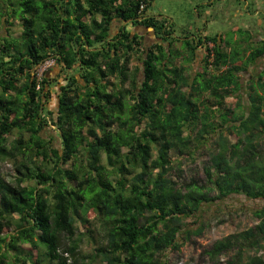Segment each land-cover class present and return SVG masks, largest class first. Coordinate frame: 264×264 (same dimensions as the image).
<instances>
[{
    "label": "trees",
    "instance_id": "16d2710c",
    "mask_svg": "<svg viewBox=\"0 0 264 264\" xmlns=\"http://www.w3.org/2000/svg\"><path fill=\"white\" fill-rule=\"evenodd\" d=\"M152 1L0 0V163L15 170L9 181L0 168V264H70L78 224L92 261L168 264L165 254L179 250V236L192 233L186 221L204 206L233 195L264 199V71L246 83V105L226 102L264 48L246 58L231 34L223 47L207 38L214 47L206 51L204 35L177 37L167 18L148 16ZM115 22L122 26L113 34ZM129 26L151 30L158 42L147 46ZM200 51L202 71L191 77L184 64ZM134 57L140 66L131 70ZM47 61L60 69L57 78L36 73ZM50 126L55 138L47 137ZM203 147L206 184L179 186L174 156ZM254 215L256 226L205 252L213 264L227 252L235 253L227 264H243L262 247L264 206ZM63 237L73 245L63 249Z\"/></svg>",
    "mask_w": 264,
    "mask_h": 264
},
{
    "label": "rangeland",
    "instance_id": "374dc122",
    "mask_svg": "<svg viewBox=\"0 0 264 264\" xmlns=\"http://www.w3.org/2000/svg\"><path fill=\"white\" fill-rule=\"evenodd\" d=\"M255 1L220 0L216 1L213 7H209V0H154L148 9V16L167 18L173 25L177 37L191 36L196 38L202 34L214 35L217 33L227 36L232 33L231 30L233 28L241 26L240 23L244 22L243 18L246 19V16L240 14L242 9L249 7L252 13L255 11L254 9L252 10L254 6L252 4ZM255 8L264 12V0H257ZM261 19L264 21V16L260 15L258 19L254 17L251 21L254 23L256 20L262 22ZM229 20L230 22H228ZM119 28L120 23L115 22L112 33L116 34ZM257 29L264 31V22ZM11 30L14 36H18L22 31L18 22L14 23ZM2 34H7V31L4 30ZM144 35H146L144 42L147 46L158 42L154 38L153 33H145ZM175 47L179 49L181 44L176 43ZM203 57L204 54L200 51L191 64H184L188 69V75L193 77L196 72L202 71ZM175 64L177 66L183 64V58L177 59ZM263 65V61L258 60L246 72L242 73L241 82L243 87L236 96L229 97L226 100L228 106L235 108L240 102L246 105L245 85L249 79L257 76V72L263 68ZM137 66H140L139 61L134 57L130 64V69L135 70ZM35 71L40 78L46 75L47 78L54 79L60 74V69L52 61L45 62L43 65L37 67ZM59 83L61 85L64 84L61 79H59ZM58 89V86L53 88L54 94L48 104V108L54 112L58 110ZM56 136L55 128L50 126L47 130V137L55 138ZM18 137L19 134L14 133L10 137V141H14ZM230 140L236 142L237 137L232 135L230 136ZM261 142L264 146V138ZM55 145L59 147L60 143L58 140L55 142ZM207 150V147L200 148L198 151H194L190 158L178 154L174 156V159H176L174 161L175 169L171 172V176L178 182L179 186L183 187L191 181H196L199 185L206 184L205 170L211 164L210 155ZM0 168L7 180L12 181L15 178L14 166L10 161L1 162ZM215 194V192L210 193L211 196ZM263 206L264 199H248L243 195H233L225 201L204 206L196 217H192L186 221L187 229L192 232L189 237L186 234L180 235L179 250L169 251L165 254L163 260L167 261L168 264H213L205 252L217 241L256 226L258 220L254 212ZM90 218L95 229L94 239L97 242V246H100L102 239L99 221L94 219L93 215H90ZM77 227L79 232L75 238L76 240L73 241L79 244V250L73 256L68 254L70 264H103L101 260L92 261L93 258L90 256L93 254L94 247L90 243V239L86 235V230L82 225L78 224ZM62 243L63 249H67L73 245V242L67 237L62 238ZM234 255V252L225 253L219 258V264H227L233 259ZM248 257H258L264 260V243L261 248H255L244 254L243 264L248 262Z\"/></svg>",
    "mask_w": 264,
    "mask_h": 264
},
{
    "label": "flooded vegetation",
    "instance_id": "af4514ba",
    "mask_svg": "<svg viewBox=\"0 0 264 264\" xmlns=\"http://www.w3.org/2000/svg\"><path fill=\"white\" fill-rule=\"evenodd\" d=\"M216 1H220V0L209 1L208 6L213 7V5ZM256 1L252 4V5H254L252 7V10L253 9L255 10L253 13L249 9V7L241 10L240 14L246 16V19L243 18L242 20H244V22L240 23L241 26H238V27L236 26V28H233V30H231L232 33L229 32L230 34H228L227 36L225 34H219V33L214 34V35L205 34L204 35V48L206 49V51L210 50L214 47L213 44H210L206 41L207 38L215 37L217 39L215 42L216 46H222L223 47V44H225L226 40L229 38V36L231 34H233V42H235V43L237 42L239 47L245 49L246 58L250 57V54L253 51H255L257 48H259V49L261 47L264 48V31L257 29V28H259L260 24H262L264 21H262V19H261L262 22H258L256 20V22L254 23L251 21V19H254V17H255V19H258V16H260V15L262 17L264 16L263 11L257 10L255 8ZM252 5H249V6H252ZM228 22H230V20ZM256 29L258 32L256 31ZM241 31H243V35L241 34ZM247 33H248L247 36L251 37L249 40L247 38H245V37H247V36H245ZM206 51H204V55L206 54ZM258 60H261L264 63V53L259 56ZM262 71H264V65H263V68L257 72V76L252 77L251 79L256 80L258 78V75H260L262 73ZM251 79H249V80H251Z\"/></svg>",
    "mask_w": 264,
    "mask_h": 264
},
{
    "label": "crops",
    "instance_id": "0c3cea01",
    "mask_svg": "<svg viewBox=\"0 0 264 264\" xmlns=\"http://www.w3.org/2000/svg\"><path fill=\"white\" fill-rule=\"evenodd\" d=\"M147 15H148V10H147ZM126 23H124L123 25H125ZM127 25V24H126ZM122 26V24L120 23V27ZM130 30H132V32L133 33H135V34H139V35H142V36H144V38L146 37V35H144L145 33H148V34H150V33H153L151 30H149V29H143V28H140V27H133V26H129L128 27ZM202 35H204V34H202ZM153 36H154V34H153ZM154 38H155V36H154ZM156 39V38H155ZM157 40V39H156ZM154 44V43H153Z\"/></svg>",
    "mask_w": 264,
    "mask_h": 264
},
{
    "label": "built area",
    "instance_id": "2783aa9c",
    "mask_svg": "<svg viewBox=\"0 0 264 264\" xmlns=\"http://www.w3.org/2000/svg\"><path fill=\"white\" fill-rule=\"evenodd\" d=\"M146 9V4H142L140 8V14Z\"/></svg>",
    "mask_w": 264,
    "mask_h": 264
},
{
    "label": "clouds",
    "instance_id": "9594fccd",
    "mask_svg": "<svg viewBox=\"0 0 264 264\" xmlns=\"http://www.w3.org/2000/svg\"><path fill=\"white\" fill-rule=\"evenodd\" d=\"M52 62H54V61H52Z\"/></svg>",
    "mask_w": 264,
    "mask_h": 264
}]
</instances>
